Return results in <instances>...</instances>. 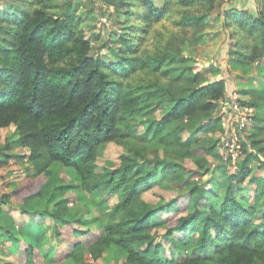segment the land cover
I'll list each match as a JSON object with an SVG mask.
<instances>
[{
    "label": "trees",
    "instance_id": "1",
    "mask_svg": "<svg viewBox=\"0 0 264 264\" xmlns=\"http://www.w3.org/2000/svg\"><path fill=\"white\" fill-rule=\"evenodd\" d=\"M96 1L111 7L120 20L96 46L86 37L83 18L50 11L54 0H19L0 14V128L15 126L14 141L27 150L33 170L30 181L41 184L37 192L29 181L11 193L26 192L27 200L40 195L57 162L79 176L76 185L59 176L54 190L63 197L65 188L72 187L116 197L99 227L78 226L66 204L35 210L56 221L50 227L56 239L52 258L97 264L113 247L125 253L120 264H264V116L255 110L251 125L243 129L240 160L227 174L222 196L192 180L211 168L205 156L209 148L195 142V136L223 128L215 111L226 97V81L206 80L210 70H195L193 54H184L204 46L215 21L211 11L220 4L231 40L229 56L239 63L264 58V0H256L253 9L241 0ZM103 46L113 59L90 53ZM240 104L256 109L264 105V96L255 94ZM138 116L145 119L146 132L154 131L174 147L179 162L145 144ZM108 142L123 145L126 152L97 170V157ZM10 157L1 153L0 166ZM182 171L187 192L166 202L144 198L159 175L179 185ZM245 181L256 186L249 204L237 195ZM217 196L218 203L204 207ZM176 197H185L184 208ZM9 202L8 193L0 195V213ZM183 209L168 222L158 217ZM162 227V237L179 258H163L165 244L155 240ZM48 228L29 220L28 234L36 240L18 250L20 264H43L39 243ZM60 235L67 241L58 250ZM85 248L88 260L76 252Z\"/></svg>",
    "mask_w": 264,
    "mask_h": 264
},
{
    "label": "rangeland",
    "instance_id": "2",
    "mask_svg": "<svg viewBox=\"0 0 264 264\" xmlns=\"http://www.w3.org/2000/svg\"><path fill=\"white\" fill-rule=\"evenodd\" d=\"M154 1L160 4L162 0ZM218 1L215 0L216 3ZM18 2L19 0H0V14L3 10L12 8ZM241 2L246 7H252V9L256 6V0H241ZM54 3L55 5L50 11L55 15L62 16L71 13L83 18L86 37L95 46L101 43L104 36L109 35L112 29H116L120 21L111 11V7L100 4L96 0H54ZM221 8L222 6L219 4L211 11L215 21H212L210 27H208L210 34L208 40L204 42V46L197 50L186 49L184 51L185 55L193 54L194 60L191 63L195 70H210L205 76L206 80L223 77L226 81V97L219 101L215 111V114L221 117L223 128L207 133L204 136L194 135L195 142L199 141L209 148L205 156L212 163L206 174L196 175L192 180L200 181L207 189L216 190L220 196H222L227 183V174L232 173L239 163L240 141L243 129L251 125L255 110L264 116V105L257 107L258 109L242 105H237V108H234V105L238 102L240 103V100H246L255 94L264 96V58L261 57L246 63H239L229 56L228 51L231 47V40L228 38V30L222 25V18L219 15L222 11ZM213 29L217 31L214 36L212 34L214 32ZM109 50L106 46H103L100 51L97 48H92L90 53L106 60H111L114 57ZM215 64H218V66ZM158 113L160 114V112ZM158 113L154 114V116H157ZM137 119L139 120L138 129L145 132L146 135L145 144L150 148L160 149L159 153L168 160L179 162L180 155L175 153L174 147L162 141L160 137L157 138L154 131L146 132L147 123L144 121L143 116H138ZM202 119L208 121L207 118L203 117ZM192 131L193 129L189 127L188 135L193 136ZM15 138L16 132L13 124L0 128V154L7 152L11 154L9 160L0 166V195L8 193L10 197V202L2 205L0 213V264H20L21 256L18 250L27 246L29 242L36 240L35 235L28 234L30 233L27 230L29 220L49 226L45 231V236L39 243L45 256L43 264H80L73 257H68L62 262L54 261L52 250L56 246V239L51 228L56 221L42 214H35V210H44L47 207L56 208L66 204L68 206V216H73L74 222L78 226L83 228H86V226L90 228L99 227L105 223L113 204L116 202V197L100 196L98 193L86 194L75 187L65 188L67 193L63 197L57 190H54L55 185L58 184L59 176L61 175L64 180H68L70 177L74 185L79 183V176L73 168L64 169L62 164L57 162L52 164V177L40 195L27 200L26 192L11 193L15 187L29 184L33 175L31 164L27 159V150L21 148L14 141ZM7 145H10L9 149ZM124 152H126V148L123 145L116 142L106 143L105 148L97 157V170H100L104 165H111L117 162ZM217 164L224 165L217 168ZM185 175L187 173L182 171V175L178 179L179 185H175L159 175L144 193V198L152 202H166L175 196H179L178 194L187 192L189 184L183 181ZM31 183V190L37 192L41 184L39 182ZM241 186L242 189L237 191V195L242 201L244 200V202L249 204L256 194L253 195L256 186L254 187V184L247 181L241 183ZM176 198L179 200L180 205L183 206L182 208H184L186 204L184 201L185 197ZM58 200L61 201V204L57 203ZM259 200L260 198L256 200L258 205H260ZM219 201V196L213 197L212 201L204 204V207H207L211 202L218 203ZM185 211L186 209L180 212L171 210L159 214L158 217L164 218L168 222ZM36 230L35 233L40 231ZM163 231V227L159 228L158 233L155 235L156 241L161 240L165 244L162 250L163 258L168 260L173 259V257H175L174 259L179 258L176 250L171 248L169 242L162 237ZM65 241H67L66 235H60L58 250L63 248ZM77 251L83 253L85 259L87 258L88 260L89 253L86 248L78 249ZM124 256L125 253L123 251L109 247L103 252V256L97 264H120Z\"/></svg>",
    "mask_w": 264,
    "mask_h": 264
},
{
    "label": "built area",
    "instance_id": "3",
    "mask_svg": "<svg viewBox=\"0 0 264 264\" xmlns=\"http://www.w3.org/2000/svg\"><path fill=\"white\" fill-rule=\"evenodd\" d=\"M234 104V103H233ZM237 105H241L239 102L237 104L234 105V108L236 109L237 108ZM244 106V105H242Z\"/></svg>",
    "mask_w": 264,
    "mask_h": 264
},
{
    "label": "water",
    "instance_id": "4",
    "mask_svg": "<svg viewBox=\"0 0 264 264\" xmlns=\"http://www.w3.org/2000/svg\"><path fill=\"white\" fill-rule=\"evenodd\" d=\"M213 79H211L210 81H212Z\"/></svg>",
    "mask_w": 264,
    "mask_h": 264
}]
</instances>
